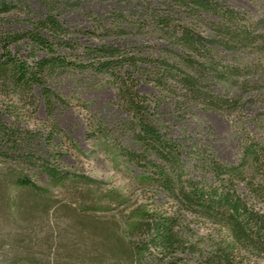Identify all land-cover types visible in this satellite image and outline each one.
Instances as JSON below:
<instances>
[{
  "label": "rangeland",
  "instance_id": "obj_1",
  "mask_svg": "<svg viewBox=\"0 0 264 264\" xmlns=\"http://www.w3.org/2000/svg\"><path fill=\"white\" fill-rule=\"evenodd\" d=\"M261 150L264 0H0V264H264L183 199L264 213Z\"/></svg>",
  "mask_w": 264,
  "mask_h": 264
},
{
  "label": "trees",
  "instance_id": "obj_2",
  "mask_svg": "<svg viewBox=\"0 0 264 264\" xmlns=\"http://www.w3.org/2000/svg\"><path fill=\"white\" fill-rule=\"evenodd\" d=\"M241 161H244L245 166H247L248 164L252 165L251 167H253V165H256L257 168H259L261 165L264 166V164H262L264 162V150L257 151L253 154H248L243 159H241ZM244 164L242 163L241 165L232 168L231 172L234 173V176L236 175L238 177H241ZM156 177L157 180H160L164 186L169 187V185H166V183H169L166 182V180H169L166 178L163 171H155L154 176L151 177V181L153 182ZM22 183L28 185L30 184L29 180H24ZM198 191L193 190V192L189 195L184 194L183 199L187 205H190V208L192 207L193 209H197V211L200 212L199 215H203V213L209 214L208 209L214 207L213 209H215L216 211V214L214 215L217 216V212H219L218 210L221 211L222 208H225L227 209V214L230 216V218H232L231 228L236 232V234H240V237L243 236L241 240L248 239L250 242H253V244L258 245L264 240V213L251 212L247 210V208L240 202L232 203V197L230 195L219 196L217 197V201H215L213 199L214 192L206 193L203 191ZM214 194H216V192ZM158 217V215L155 217L157 219L155 220V228L157 233L156 237H154L162 239L165 238V232H168L170 230V227L165 222L158 220ZM211 220H213V218H211ZM246 232H249L250 236L252 237L249 238V236L245 235ZM155 238H153L154 241H156ZM183 244L184 243H182V245ZM219 249L221 252L220 256L217 257H220L222 260H226V257L229 254V245H219ZM217 260L219 259L217 258Z\"/></svg>",
  "mask_w": 264,
  "mask_h": 264
}]
</instances>
